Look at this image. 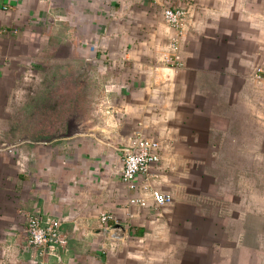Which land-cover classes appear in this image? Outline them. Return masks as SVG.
Returning a JSON list of instances; mask_svg holds the SVG:
<instances>
[{
    "label": "crops",
    "instance_id": "0c3cea01",
    "mask_svg": "<svg viewBox=\"0 0 264 264\" xmlns=\"http://www.w3.org/2000/svg\"><path fill=\"white\" fill-rule=\"evenodd\" d=\"M166 7L186 12L179 65ZM63 83L85 103L68 136L0 153V264H264V95L238 93L264 86V0H0V120L17 101L43 115ZM138 132L160 162L129 190ZM35 211L61 220L55 255L27 243ZM104 214L124 231L116 249Z\"/></svg>",
    "mask_w": 264,
    "mask_h": 264
},
{
    "label": "built area",
    "instance_id": "2783aa9c",
    "mask_svg": "<svg viewBox=\"0 0 264 264\" xmlns=\"http://www.w3.org/2000/svg\"><path fill=\"white\" fill-rule=\"evenodd\" d=\"M185 16L184 9L166 7L163 10L164 21L174 33L170 41L172 55L167 58V61L174 65H179L181 62L179 41L183 35ZM7 149L12 153V149ZM159 149L160 145L157 141L139 132L130 138L128 145L122 150L121 159V181L129 190L137 189L139 177L148 175L151 168L160 162ZM150 196L153 204L158 207L170 205L173 202L169 194L155 189L150 191ZM130 202L144 205V202L138 199H131ZM113 218L110 214L101 215L100 223L102 235L110 238L111 246L116 249L118 243L124 240V231L110 224L109 221ZM25 233L29 247L36 249L40 258L55 255L58 249L68 244V237L61 230V220H44L39 211L27 215ZM32 263L37 264L38 261H32Z\"/></svg>",
    "mask_w": 264,
    "mask_h": 264
},
{
    "label": "rangeland",
    "instance_id": "374dc122",
    "mask_svg": "<svg viewBox=\"0 0 264 264\" xmlns=\"http://www.w3.org/2000/svg\"><path fill=\"white\" fill-rule=\"evenodd\" d=\"M174 34V33H173ZM251 85V86H250ZM247 85V87H242L238 93H249L250 92L255 96L263 94L264 95V86L262 87L259 83H251ZM83 89L82 87H77L75 89L79 95V90ZM74 87L67 85V83H63L61 87H59V93L56 95H61L60 100L58 98L52 102H46L48 105V109H46L43 115L36 116L32 114L27 119L26 112H24V104L21 101H17L14 103V107L12 110V117L8 119L0 120V153L11 154L7 147L12 143H20L26 140L37 141L46 138H54V137H66L68 136L67 132H64V125L66 122L69 125H74L77 120H80L76 117V113H80V111H84V104L80 101L68 102V96L71 97L75 94ZM50 93V92H49ZM81 106V107H80ZM75 108H77L75 110ZM60 109V112L57 110ZM60 113V117H53V115ZM25 115V116H24ZM58 122L61 126L60 132L56 133ZM42 126H54L55 132L52 134L43 132ZM4 132V133H3ZM6 132V133H5ZM13 152V150H12ZM12 155V154H11Z\"/></svg>",
    "mask_w": 264,
    "mask_h": 264
}]
</instances>
